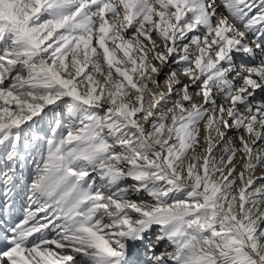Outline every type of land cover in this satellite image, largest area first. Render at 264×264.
I'll return each instance as SVG.
<instances>
[{
  "label": "snow or ice",
  "instance_id": "snow-or-ice-1",
  "mask_svg": "<svg viewBox=\"0 0 264 264\" xmlns=\"http://www.w3.org/2000/svg\"><path fill=\"white\" fill-rule=\"evenodd\" d=\"M0 264H264V0H0Z\"/></svg>",
  "mask_w": 264,
  "mask_h": 264
},
{
  "label": "bare ground",
  "instance_id": "bare-ground-1",
  "mask_svg": "<svg viewBox=\"0 0 264 264\" xmlns=\"http://www.w3.org/2000/svg\"><path fill=\"white\" fill-rule=\"evenodd\" d=\"M165 244H166V242H165ZM165 244H162L161 246H162V250L164 249V247H165Z\"/></svg>",
  "mask_w": 264,
  "mask_h": 264
},
{
  "label": "rangeland",
  "instance_id": "rangeland-1",
  "mask_svg": "<svg viewBox=\"0 0 264 264\" xmlns=\"http://www.w3.org/2000/svg\"><path fill=\"white\" fill-rule=\"evenodd\" d=\"M162 250V246H160V249H158V251H161Z\"/></svg>",
  "mask_w": 264,
  "mask_h": 264
}]
</instances>
